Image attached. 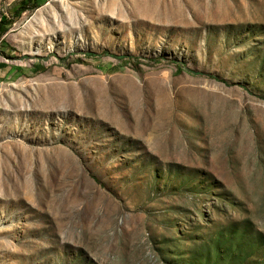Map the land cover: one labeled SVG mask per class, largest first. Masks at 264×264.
<instances>
[{
	"label": "rangeland",
	"instance_id": "rangeland-1",
	"mask_svg": "<svg viewBox=\"0 0 264 264\" xmlns=\"http://www.w3.org/2000/svg\"><path fill=\"white\" fill-rule=\"evenodd\" d=\"M34 3L0 0V264H264V0Z\"/></svg>",
	"mask_w": 264,
	"mask_h": 264
},
{
	"label": "trees",
	"instance_id": "trees-1",
	"mask_svg": "<svg viewBox=\"0 0 264 264\" xmlns=\"http://www.w3.org/2000/svg\"><path fill=\"white\" fill-rule=\"evenodd\" d=\"M27 1H30L31 3H34V0H27ZM34 6H35V7L37 6L36 3H34ZM21 11H22V10H20V11L17 13V15L15 16V18H17V17L20 16ZM5 22H6V19H5L4 16H2L1 19H0V42H3V40H1V37H2V35H3V32L6 30V28H5V26H4ZM12 22H13V21H12ZM12 22H11V23H12ZM211 76H212V75H211ZM212 77H213V76H212ZM215 78H216V77H215Z\"/></svg>",
	"mask_w": 264,
	"mask_h": 264
}]
</instances>
